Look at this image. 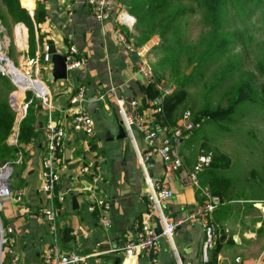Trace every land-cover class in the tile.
I'll list each match as a JSON object with an SVG mask.
<instances>
[{
	"label": "crops",
	"instance_id": "obj_1",
	"mask_svg": "<svg viewBox=\"0 0 264 264\" xmlns=\"http://www.w3.org/2000/svg\"><path fill=\"white\" fill-rule=\"evenodd\" d=\"M116 1L118 9L127 10L123 0ZM37 2L35 0L32 10L26 8L34 13ZM41 3L45 17L37 34H42L44 46L52 40L58 52L63 54L69 45L75 44L83 63L63 81L51 80L52 64H42L44 75L40 78L50 90L55 104L54 122L66 129L59 163L67 167L58 186V191L66 194V200L57 211L54 225L39 214V209L46 204L40 188L47 116L45 108L37 100L36 137L23 145L21 161L15 166L11 180L12 186L23 189L24 198L21 203L5 201L0 212L3 224L15 230L14 246L19 264H40L43 251L52 246L63 251L77 250L90 254L87 264H177L174 251L164 237L160 239V248L155 256L157 262L151 256L127 260L120 251L134 231L136 221L155 224V216L148 211L149 186L136 148L127 135L121 136L119 129L121 123L116 99H124L127 104L136 99L139 110L152 117L155 115L150 88L137 72L133 54H129L118 41L112 21L101 23L94 18L87 0H41ZM18 28H15V33ZM127 31L128 35L130 30ZM156 39H150L151 45ZM17 42L19 44L18 38ZM40 52L41 47L38 46L36 57L30 59H39ZM78 85H85L88 90L85 107L95 123L94 134L90 136L71 130L69 98ZM18 88L14 95L16 100L24 92ZM25 97L26 94L21 98L22 103ZM136 143L141 152H147L144 137L137 136ZM181 143L178 144L179 151ZM180 154L184 168L191 170L198 156H187L181 151ZM152 160L155 167L151 169V175L162 178L174 191V198L166 200L164 207L177 223L175 248L186 262L205 264L207 261L203 259L202 252L204 227L198 218L189 216L206 198L194 186L182 183L163 158L153 156ZM84 168L88 171L85 172ZM72 196L77 198V208L73 207ZM97 201L110 205L108 227L98 221L97 211L89 210V205ZM212 220L216 226V237L221 238L216 253L217 264H264V189L261 197L237 196L228 203L225 200L212 214ZM65 232L70 238L62 241ZM214 248L215 245L211 253ZM9 262L10 256L6 255L2 264Z\"/></svg>",
	"mask_w": 264,
	"mask_h": 264
},
{
	"label": "built area",
	"instance_id": "obj_2",
	"mask_svg": "<svg viewBox=\"0 0 264 264\" xmlns=\"http://www.w3.org/2000/svg\"><path fill=\"white\" fill-rule=\"evenodd\" d=\"M90 11L98 22L112 21L115 25V34L118 41L124 46L129 54H137L136 69L147 85H155L159 94L153 98L155 107L154 117L146 115L139 110V103L136 99L131 100L129 104L124 99H116L120 123L126 131L127 137L134 144L137 157L149 186L148 193V211L158 218L162 232L157 234L154 222L136 221L134 231L128 236L124 246L120 251L124 253L125 259L135 261L141 256H151L154 262L160 248V239L166 238L171 245L177 264H190L182 259L175 248L174 237L177 223L171 218L169 211L164 207V202L174 198L173 189L160 177L151 175V169L155 167L152 160L153 156H160L165 161L166 166L178 175L179 180L186 184L192 185L200 190L202 196L206 198L205 202L200 204L190 214V218H198L204 227L205 241L203 244V259L208 261L209 252L215 245L216 226L212 220V214L224 199L212 193L208 188L201 185L200 174L211 167L214 158L212 150H201L198 154L195 166L191 170L184 168L183 158L180 154L178 144L188 138L192 132L202 126L205 121L202 119H193L189 111L185 112L179 119L178 124L172 125L163 110V101L165 97L174 93L177 87L173 84H164L157 82L149 64L148 46H135L126 33V29L131 30L136 24V17L125 9H118L116 0H87ZM69 10V8H68ZM33 15L32 12H30ZM24 27L19 24L17 27ZM44 61L51 63L48 55V46L43 48ZM79 50L75 44L68 46L63 56L66 61L68 74L73 73L82 65L79 57ZM36 62V72H39L38 59ZM9 63L13 62L10 57L0 50V71L11 77ZM40 85L42 90H32L33 95L39 100L40 105L45 108L47 121L45 124L46 147L42 158L41 170V193L45 197L46 204L39 209V214L47 221L54 225L57 211L64 204L66 194L58 191L61 181V174L66 170V164L59 163V154L62 152L65 144L66 129L62 125L55 124L54 110L55 104L50 90L41 80L34 79ZM28 91V90H26ZM24 91V92H26ZM25 99V98H24ZM88 100V90L85 85H78L69 98L71 115V130L74 133L84 136L94 134L95 123L92 115L86 110L85 104ZM32 100H25L24 107H19L16 102L14 110L16 118L10 143L17 145L20 123L26 116L27 107ZM144 137L147 144V152H141L137 146V136ZM19 157L14 160H7L0 163V212L2 204L7 200H13L21 203L24 198V191L21 187H14L11 180L14 174V167L20 163L21 152ZM84 171H88L84 168ZM108 202H92L89 205L90 211H97L98 221L108 227ZM16 234L12 226L3 224L0 214V264L6 255L10 256L9 264H19V258L15 252ZM90 254L82 253L77 250L63 251L57 246L45 249L41 255L40 264H87Z\"/></svg>",
	"mask_w": 264,
	"mask_h": 264
},
{
	"label": "rangeland",
	"instance_id": "obj_3",
	"mask_svg": "<svg viewBox=\"0 0 264 264\" xmlns=\"http://www.w3.org/2000/svg\"><path fill=\"white\" fill-rule=\"evenodd\" d=\"M123 1L129 11L134 0ZM192 6L193 10L177 22L178 32L174 34V29L170 30L169 49H163L164 42L158 34L152 36L157 38L153 45L150 40L139 45L138 21L129 32L130 42L149 47L147 57L155 78L161 77V82L177 88L182 84L187 91L178 117L187 111L193 119L206 117L202 126L182 141L180 151L195 157L205 149L212 150L215 156L229 158L228 166L217 169L232 181L228 196H223L226 203L237 196L261 197L264 189V28L256 19L259 12L250 18V14L239 15L232 6H227L216 31L204 21L203 11L196 4ZM19 24L22 23L13 22L0 0V50L31 79L40 78L44 75L42 64L46 62L38 59L37 73L36 62L26 55L29 44L25 26L21 30L25 35L23 46L19 47L17 42L15 28ZM228 67L232 70L225 74ZM0 74L13 84L11 89H6L0 76V91L10 99L19 88L12 77L2 71ZM245 78L251 79L253 98L231 107L236 88ZM24 94L16 100L20 107H24L21 99Z\"/></svg>",
	"mask_w": 264,
	"mask_h": 264
},
{
	"label": "trees",
	"instance_id": "obj_4",
	"mask_svg": "<svg viewBox=\"0 0 264 264\" xmlns=\"http://www.w3.org/2000/svg\"><path fill=\"white\" fill-rule=\"evenodd\" d=\"M1 2L5 6L13 22L23 23L28 30L29 50L26 55L29 58H35L38 46H40L41 52L39 54V59L43 61L45 41L42 34H37V31L40 30V24L45 17V9L41 0H38L33 15L30 14L27 8L32 10L35 6V0H1ZM194 4L203 11L204 21L210 24L216 31H218V27L223 21L227 6H232L234 13L239 15H241L242 12L250 14V18L259 12L256 19L260 27L264 28V0H134L129 8V12L136 17L140 25L139 31H141V33L139 45H143L149 41L154 34H158L164 42L162 45L163 49H169L168 34L170 30L174 29V34L178 32V28L176 27L177 22L187 12L193 10L192 5ZM126 33H128L127 29ZM231 70L232 69L228 67L224 72L226 74ZM0 76L4 81V86L9 90V87L13 84H11L9 79L5 76L1 74ZM156 81L161 82L162 78L156 76ZM148 86V88H150L149 93L153 99L159 92L155 85L151 84ZM253 94L254 89L251 79H243L236 88V94L230 106H237L247 100H252ZM186 97L187 91L183 88L182 84L172 95L165 97L162 104L163 110L167 120L172 125L178 124L180 119V117H178V111L185 102ZM26 100L32 101L27 107L26 116L20 123L18 144L14 145L9 143L8 139L12 134L15 124L16 111L10 104L7 94L0 91V163L16 159L17 154L21 151L23 152V145L31 143L36 137L34 121L38 101L29 90L26 91ZM202 117L203 116H200L196 119H202ZM204 119L206 120V117H204ZM229 163L230 160L225 155L217 154L215 156L214 154L211 167L202 174L201 185L221 197L228 196L232 181L229 177L218 173L217 169L226 167ZM69 238L70 235L66 232L62 235V241H66ZM220 241L221 238L220 240L216 238L214 251H212L213 253H209V259L205 264H217L216 253L219 249Z\"/></svg>",
	"mask_w": 264,
	"mask_h": 264
},
{
	"label": "water",
	"instance_id": "obj_5",
	"mask_svg": "<svg viewBox=\"0 0 264 264\" xmlns=\"http://www.w3.org/2000/svg\"><path fill=\"white\" fill-rule=\"evenodd\" d=\"M47 46H48L49 59H50V62L52 64V69H51V73H50L49 78L53 81L67 80L68 79V70H67V65H66V61H65L63 54L58 52V49L54 45L52 40L47 41ZM132 58H133V60L137 61L138 60L137 54H133ZM11 77H12V81L15 83L12 75H11ZM28 89H26V90H28ZM9 101H10V104L12 106L15 105L16 99H15L14 93L11 94ZM119 129L121 130V136L125 137L126 131H125L124 127L122 125H120ZM71 201H72L73 207L77 208L78 207V201H77L76 196H72ZM154 219H155V223H156L155 230H156L157 234H161V232H162L161 224H160L157 217H155Z\"/></svg>",
	"mask_w": 264,
	"mask_h": 264
},
{
	"label": "bare ground",
	"instance_id": "obj_6",
	"mask_svg": "<svg viewBox=\"0 0 264 264\" xmlns=\"http://www.w3.org/2000/svg\"><path fill=\"white\" fill-rule=\"evenodd\" d=\"M21 30H22V28L20 29V26H19V28L17 29V32H16V36L19 39V44L24 42V40H23L24 35H23V31H21ZM20 47H21V45H20ZM9 67H10L11 75L13 76V79H14L16 85L19 86L21 88V90L25 91L28 88L29 89L34 88L35 91L42 90L43 85H40L37 81H35L34 79H31L29 76H27L25 73H23L22 71L17 69L11 63H9Z\"/></svg>",
	"mask_w": 264,
	"mask_h": 264
}]
</instances>
